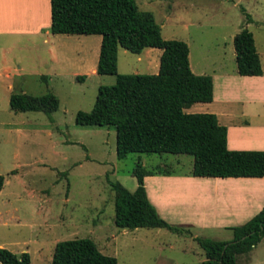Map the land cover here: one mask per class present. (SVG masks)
<instances>
[{"label":"rangeland","instance_id":"1","mask_svg":"<svg viewBox=\"0 0 264 264\" xmlns=\"http://www.w3.org/2000/svg\"><path fill=\"white\" fill-rule=\"evenodd\" d=\"M135 3L140 10L151 12L164 39L183 40L190 48L191 64H203L207 71L217 69L220 51H226L235 30L247 24L259 48H264V0ZM246 15L250 18L247 23ZM70 39L50 53L48 45L39 41L29 49L13 48L5 53L4 63L0 53V68L9 69L7 76L0 71V247L15 254L28 253L29 264H50L57 241L88 237L103 254L115 257L116 264H199L204 252L188 235L165 228L158 233L155 229H121L113 224V195L107 180L133 191L136 182L131 171L137 161L144 169L157 167L171 175L190 177L192 157L129 153L118 159L112 127L75 124V112L89 111L97 86L113 84L115 76L91 72L98 58V35ZM145 51L139 54V61L137 54L118 48L117 72L156 73L160 50ZM20 91L30 95L50 92L58 107L50 115L14 112L8 97ZM192 110L183 111L195 112ZM248 143L244 148L259 146L254 137ZM167 189L173 191V187ZM161 200L166 202L159 207L160 214L174 221L173 213L165 209L180 210L183 203H175L169 195ZM223 220L217 219V229L211 227L210 217L188 229L200 237L230 240L231 230L219 226ZM245 255L252 264H264V244L237 256V262Z\"/></svg>","mask_w":264,"mask_h":264},{"label":"trees","instance_id":"2","mask_svg":"<svg viewBox=\"0 0 264 264\" xmlns=\"http://www.w3.org/2000/svg\"><path fill=\"white\" fill-rule=\"evenodd\" d=\"M51 34L99 35L96 74H113L115 82L98 85L89 111L78 110L74 123L106 126L115 131V155L129 153L188 154L192 176L262 177L264 150H235L226 147V127L213 113H187L195 102H210L212 78L194 74L189 67L188 46L180 39H164L149 11L140 10L135 0H49ZM247 21L250 20L246 15ZM236 72L260 75L261 66L251 31L241 27L232 37ZM139 54L144 48L160 49L158 69L151 74L117 72V49ZM81 79V76H76ZM9 109L14 112H43L58 107L50 92L30 95L12 92ZM135 188L128 191L107 180L113 195V224L121 229L166 228L191 236L188 226L170 224L149 202L143 177L170 174L169 170L144 169L137 161L132 168ZM3 177L0 175V189ZM230 240L194 236L204 252L199 264H236L237 256L248 253L264 238V206L242 224L229 227ZM29 254H15L0 247L1 264H29ZM50 264H116L88 237L60 240L54 244Z\"/></svg>","mask_w":264,"mask_h":264},{"label":"crops","instance_id":"3","mask_svg":"<svg viewBox=\"0 0 264 264\" xmlns=\"http://www.w3.org/2000/svg\"><path fill=\"white\" fill-rule=\"evenodd\" d=\"M49 24V0H0L2 62L5 61V53L13 48L29 49L35 47L39 41L38 43L48 45L47 52L50 53L51 48L55 51L58 45L65 40H71L73 36H89L51 34L48 31ZM246 27L248 28L249 24ZM239 30L240 28L232 34L227 50L223 48L220 51L217 56V69L211 71H207L203 64H191L188 46L190 70L194 74H208L212 78V99L210 102H195L187 107V110L195 111L189 113L215 114L217 122L226 127V147L228 149L264 150V48L262 50L259 48L253 32L248 28L252 33L259 57L261 74H237L232 37ZM150 49L144 48L143 50L151 52ZM139 54L136 60L140 61ZM155 68L158 69V65ZM0 71L7 76L9 69L2 66ZM91 72L95 73V68H92ZM8 86L11 87L10 84ZM253 137L259 145L258 148H244ZM143 182L146 196L157 214L168 223L175 225L195 228L196 225L210 217L211 227L217 229V219L223 218L224 220L219 222L220 228L230 230L229 227L244 223L264 206V175L262 177L222 178L155 173L144 176ZM168 187H173V191H169ZM168 195L174 198L175 203H183L180 210L172 207L165 209L168 213H173L170 215H174V221L163 217L159 210V207L161 209L166 202H162V197ZM168 203L170 202L166 205ZM144 229H155V233H158L161 228ZM193 229L190 238L197 236ZM258 244L263 245L264 238ZM181 251L185 253L186 250ZM252 263L247 255L241 261L236 262V264ZM171 264L176 263L171 261Z\"/></svg>","mask_w":264,"mask_h":264}]
</instances>
